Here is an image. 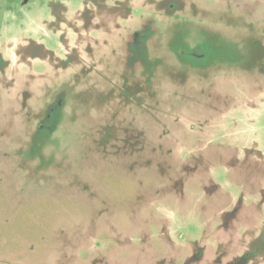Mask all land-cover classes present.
<instances>
[{
  "label": "rangeland",
  "instance_id": "rangeland-1",
  "mask_svg": "<svg viewBox=\"0 0 264 264\" xmlns=\"http://www.w3.org/2000/svg\"><path fill=\"white\" fill-rule=\"evenodd\" d=\"M156 2L0 0V264H264V0H193L125 57ZM63 83L89 136L60 94L25 144Z\"/></svg>",
  "mask_w": 264,
  "mask_h": 264
},
{
  "label": "trees",
  "instance_id": "trees-1",
  "mask_svg": "<svg viewBox=\"0 0 264 264\" xmlns=\"http://www.w3.org/2000/svg\"><path fill=\"white\" fill-rule=\"evenodd\" d=\"M157 2L155 3V7L157 8V12H150L153 13L155 16L152 18L150 15L147 17L146 22H140V27L137 28L136 30H129L126 31L123 35L122 38V45H121V50L123 55L125 57L130 53L126 47H129L130 45L135 44V35L138 33H143L145 29H148L149 31H153V37L152 39L150 38L149 42H147V46H153V38H156L160 43V45H164L165 42H167L168 36L171 34L172 30L176 28L178 25V22L180 20H183L180 18V14H188V15H193L195 11L198 9H202L200 6L196 5L193 0H156ZM157 6V7H156ZM197 8V9H195ZM204 10V9H203ZM159 12V13H158ZM150 17V18H149ZM247 20H245L246 22ZM246 23H249L247 21ZM255 26L254 29L259 28L256 26V21H254ZM264 29V26L262 27ZM127 35V40L130 41L132 44H128L125 41V37ZM125 43V44H124ZM125 45V46H124ZM155 45V44H154ZM147 47V49H148ZM88 48V47H86ZM152 48V47H150ZM81 50V49H80ZM85 50H82L81 57L76 56V59H83L85 56ZM149 50V49H148ZM168 55L167 52H163V56ZM69 58H74V56H71L69 53L67 55ZM167 57V56H166ZM68 60V59H67ZM166 64L168 65V61H165ZM126 63V62H125ZM85 64V63H83ZM127 64V63H126ZM166 67V66H165ZM162 72V71H161ZM153 79V76H151V80ZM116 85L115 83H113ZM127 83L125 81H122L121 85L122 88H118L121 92L119 93V96L117 97L118 99L122 98V102L124 100L129 101L130 99L133 98L132 94H135V92H130L129 89L127 88ZM77 85V84H76ZM73 85L72 83H63L62 85L58 86L57 88L51 89L49 91V97L48 100L44 102V104L41 106V108H38L36 111H39V115L37 117H32V119L28 122V124H25V132L27 133V139H25V144L29 143L30 139V134H32L33 130L38 129L39 127V122H43V120L46 118L47 114V109H50V107H54L56 104L55 102L58 100V97H60V94H63V101H62V106L58 107L59 112H61V117L62 120L60 124L65 125L64 122L68 119V115L65 113L64 108L71 107L73 109V113L77 112L79 115H85L84 117V122H85V127L84 131H86L85 135H88L89 128L91 127V124H93V117L91 116L92 112V107L95 104V99H96V94H95V89L93 91L88 88V85L86 86H76ZM111 86V85H109ZM112 87V86H111ZM136 87V86H135ZM94 92V93H93ZM93 93V94H92ZM104 103H109L108 98L105 99ZM132 103V102H131ZM141 105L140 103H138ZM116 109V108H114ZM37 113V112H36ZM68 116V117H67ZM26 123V122H25ZM60 127L58 126L56 131H58ZM55 131V133H56ZM137 135V134H136ZM56 136V134L54 135ZM89 136V135H88ZM21 148V147H20ZM20 148H17V151H19ZM137 148V147H136ZM238 161V160H237ZM236 161V162H237ZM25 176H28L25 174ZM28 178V177H27ZM226 214L230 215L232 214L231 212L226 211ZM217 255V254H216ZM192 259V258H191Z\"/></svg>",
  "mask_w": 264,
  "mask_h": 264
},
{
  "label": "flooded vegetation",
  "instance_id": "flooded-vegetation-1",
  "mask_svg": "<svg viewBox=\"0 0 264 264\" xmlns=\"http://www.w3.org/2000/svg\"><path fill=\"white\" fill-rule=\"evenodd\" d=\"M196 4V3H195ZM60 38H62L61 40L64 41V37L61 35ZM30 41H35L33 39H29ZM39 49L36 50V48H34V50H36L37 52H33V51H30V53H34L33 56H37V54H40L42 57L46 56V58H56V53L52 50H49L47 49L44 45H38ZM69 53L65 51V55H68ZM4 61V59H3ZM252 244V243H251ZM244 257V256H243ZM244 259V258H243Z\"/></svg>",
  "mask_w": 264,
  "mask_h": 264
}]
</instances>
